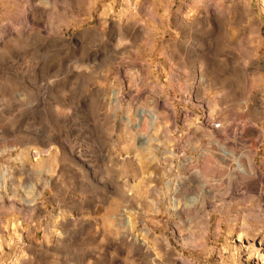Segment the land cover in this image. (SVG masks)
Wrapping results in <instances>:
<instances>
[{
	"label": "rangeland",
	"instance_id": "rangeland-1",
	"mask_svg": "<svg viewBox=\"0 0 264 264\" xmlns=\"http://www.w3.org/2000/svg\"><path fill=\"white\" fill-rule=\"evenodd\" d=\"M0 264H264V0H0Z\"/></svg>",
	"mask_w": 264,
	"mask_h": 264
},
{
	"label": "bare ground",
	"instance_id": "bare-ground-1",
	"mask_svg": "<svg viewBox=\"0 0 264 264\" xmlns=\"http://www.w3.org/2000/svg\"><path fill=\"white\" fill-rule=\"evenodd\" d=\"M211 160L213 158H217V159H222V160H229V158L232 156L231 153L227 150H223V149H217V150H213L211 153ZM256 162L255 160H251L250 164H249V169H248V173H255L256 172ZM209 171V170H208ZM238 185H242L244 187H252V185H255V181H253L252 179H244L242 181L239 182Z\"/></svg>",
	"mask_w": 264,
	"mask_h": 264
}]
</instances>
